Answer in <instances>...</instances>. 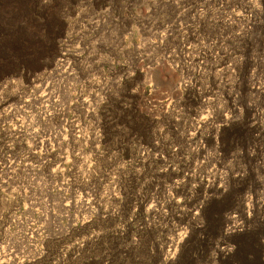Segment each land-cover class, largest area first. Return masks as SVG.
<instances>
[{
    "label": "rangeland",
    "instance_id": "rangeland-1",
    "mask_svg": "<svg viewBox=\"0 0 264 264\" xmlns=\"http://www.w3.org/2000/svg\"><path fill=\"white\" fill-rule=\"evenodd\" d=\"M0 264H264V0H1Z\"/></svg>",
    "mask_w": 264,
    "mask_h": 264
},
{
    "label": "bare ground",
    "instance_id": "bare-ground-1",
    "mask_svg": "<svg viewBox=\"0 0 264 264\" xmlns=\"http://www.w3.org/2000/svg\"><path fill=\"white\" fill-rule=\"evenodd\" d=\"M1 1V0H0Z\"/></svg>",
    "mask_w": 264,
    "mask_h": 264
}]
</instances>
